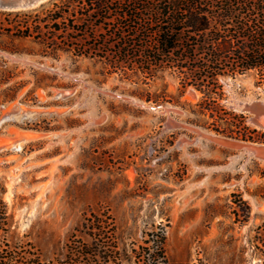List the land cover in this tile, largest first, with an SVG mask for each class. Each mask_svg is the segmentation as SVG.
<instances>
[{
  "label": "rangeland",
  "instance_id": "rangeland-1",
  "mask_svg": "<svg viewBox=\"0 0 264 264\" xmlns=\"http://www.w3.org/2000/svg\"><path fill=\"white\" fill-rule=\"evenodd\" d=\"M24 10L0 8V146L34 136L0 149L9 252L39 264H145L143 233L162 227L167 264H264V161L203 134L264 140L235 137L223 111H201L202 93H181L169 68L148 75L111 51L68 45L74 31L59 32L57 47L8 31L23 20L10 12ZM218 81L224 109L263 135L252 105H264V81L252 71Z\"/></svg>",
  "mask_w": 264,
  "mask_h": 264
},
{
  "label": "trees",
  "instance_id": "trees-1",
  "mask_svg": "<svg viewBox=\"0 0 264 264\" xmlns=\"http://www.w3.org/2000/svg\"><path fill=\"white\" fill-rule=\"evenodd\" d=\"M10 14L23 20H14L8 31L42 38L53 47L56 35L69 30L76 34L64 37L68 45L111 51L116 63L139 65L148 75L169 68L180 78L181 93L189 85L202 93L196 103L201 111L211 116L223 111L219 119L235 126L230 129L235 137L264 140V134H247L243 114L228 113L220 104L224 92L218 81L219 76L251 71L257 84L264 81V0H47ZM146 99L157 101L158 95ZM97 223L93 215L83 228L93 230ZM7 226V211L0 204V264H39L19 261L9 252ZM143 237L139 253L145 264H167L164 229L144 231ZM113 249L101 257L107 261Z\"/></svg>",
  "mask_w": 264,
  "mask_h": 264
},
{
  "label": "water",
  "instance_id": "water-1",
  "mask_svg": "<svg viewBox=\"0 0 264 264\" xmlns=\"http://www.w3.org/2000/svg\"><path fill=\"white\" fill-rule=\"evenodd\" d=\"M46 0H0L1 9L6 10H24L38 6ZM252 108L256 113L262 114L264 112V105L261 103H254ZM204 137L209 138L207 134H203ZM219 142H224V146L238 149L243 151L248 156H251L257 160L264 161V142H252V141H241L231 137L222 136L219 138ZM216 138V141H218Z\"/></svg>",
  "mask_w": 264,
  "mask_h": 264
},
{
  "label": "bare ground",
  "instance_id": "bare-ground-1",
  "mask_svg": "<svg viewBox=\"0 0 264 264\" xmlns=\"http://www.w3.org/2000/svg\"><path fill=\"white\" fill-rule=\"evenodd\" d=\"M1 8V7H0ZM32 110V109H31ZM38 110V109H37ZM23 111V110H21ZM27 111V110H26ZM35 112V111H34ZM40 112V111H38ZM28 113V112H27ZM9 114V113H8ZM25 114V113H24ZM23 114V115H24ZM10 115V114H9ZM258 127V126H257ZM16 132V131H15ZM209 138V140L217 143V144H220V145H224L223 143L224 142H219L220 140L218 139L219 138H222V136L220 135H207ZM32 137H34L33 135L31 134H24L22 136H19V135H16V137H13V139L9 142L10 144H7L5 145H1L0 146V149L2 148H6V147H9L10 149H13V150H20L24 144V142H26L27 140H30ZM216 138L218 139V141H216ZM7 142V141H6ZM260 161H263V160H260Z\"/></svg>",
  "mask_w": 264,
  "mask_h": 264
}]
</instances>
